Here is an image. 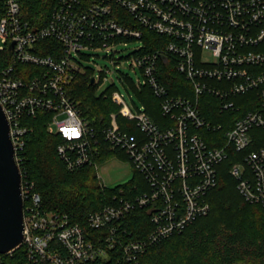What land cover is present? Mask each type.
<instances>
[{
	"label": "built area",
	"instance_id": "built-area-1",
	"mask_svg": "<svg viewBox=\"0 0 264 264\" xmlns=\"http://www.w3.org/2000/svg\"><path fill=\"white\" fill-rule=\"evenodd\" d=\"M23 1L0 0V105L21 174L24 222L23 242L0 254V264L19 248L27 264H85L107 260L116 245L124 260L139 264L147 249L210 213L207 196L227 160L234 161L230 174L240 195L264 210V0H54L37 27L25 20ZM145 31L166 44L147 51ZM129 42H138L127 58L141 72L136 88L150 89L161 118L145 105L134 111L121 93H111L119 110L102 136L127 155L148 191L132 197L121 189L112 204L90 213L88 226L107 231L94 241L67 215L42 208L25 177L24 119L53 113L47 129L62 139L56 151L66 169L94 166L98 175L97 130L67 92L84 73L75 54L105 51L115 64L118 46ZM169 65L188 81L190 96L172 95L161 81L160 70ZM136 208L148 210L153 228L124 242L121 223Z\"/></svg>",
	"mask_w": 264,
	"mask_h": 264
},
{
	"label": "trees",
	"instance_id": "trees-1",
	"mask_svg": "<svg viewBox=\"0 0 264 264\" xmlns=\"http://www.w3.org/2000/svg\"><path fill=\"white\" fill-rule=\"evenodd\" d=\"M53 1L24 0L22 13L25 20L36 27L44 24ZM123 18H128V15L123 13ZM144 40L147 51L164 46L167 42L164 36L149 31L144 32ZM160 74L161 81L172 95L192 94L190 84L174 66H163ZM67 92L76 103L80 115L97 130L100 139L99 153L94 158L97 165L116 155L126 158L123 152L110 148L102 136L103 128L110 124V114L117 112L119 106L114 105L110 98L92 95L93 84L87 74L76 76ZM138 96L146 107L145 111L153 118L160 119L158 101L150 89L145 86L139 90ZM211 111L215 113L214 122H218L221 116L216 115V109L212 108ZM52 118L53 113L43 111L35 118L24 119L29 128L25 147V177L34 183L44 210L67 215L71 222L84 228L89 239L98 241L106 236L107 231L91 229L87 223L88 215L112 204L114 195L121 189L134 197L148 191V185L135 168L128 182L115 187H106L98 179L94 166L68 171L56 151L62 139L50 134L47 129ZM119 121L124 123L121 118ZM130 131L135 133L136 129L131 125ZM233 162L227 160L221 165L218 184L208 193L210 213L197 219L184 232L147 249L140 256L139 264H264V210L258 205L247 203L238 192L237 181L230 174ZM121 227L126 229L124 242L143 239L153 228L148 210L139 208L126 216ZM184 239L198 246L199 251L189 255L170 249L174 244H181ZM121 251V245H116L107 260L85 264H130L123 259ZM2 264H27L26 251L19 248L12 256L5 255Z\"/></svg>",
	"mask_w": 264,
	"mask_h": 264
},
{
	"label": "rangeland",
	"instance_id": "rangeland-1",
	"mask_svg": "<svg viewBox=\"0 0 264 264\" xmlns=\"http://www.w3.org/2000/svg\"><path fill=\"white\" fill-rule=\"evenodd\" d=\"M137 45L138 42H129L128 46L119 45L118 49L120 52L115 55V59L117 60L115 64L106 56L107 53L105 51L75 54L76 59L84 70L83 74H87L90 79L94 76L97 77V82L93 84L92 95L95 97L103 96L110 98L112 92H119L125 97L127 104L134 111H136V109L141 110L144 103L138 96L139 90L136 89L138 79H141L142 77L141 72L139 69L134 70L127 59L128 55ZM205 56L209 58V52L205 51ZM122 81L125 82V84H123ZM133 174L134 166L130 159L128 157L121 158L119 155L108 159L106 162L99 165L98 168L100 181L106 187L122 185L128 182ZM179 244L180 243L174 244L170 249L172 248L175 253H178V251H184L189 255L196 254L197 251H199V247L191 243L190 240L186 241L184 239V241H182L180 245Z\"/></svg>",
	"mask_w": 264,
	"mask_h": 264
},
{
	"label": "water",
	"instance_id": "water-1",
	"mask_svg": "<svg viewBox=\"0 0 264 264\" xmlns=\"http://www.w3.org/2000/svg\"><path fill=\"white\" fill-rule=\"evenodd\" d=\"M94 78L91 84H94ZM24 239L21 174L15 161L10 127L0 105V254L17 249Z\"/></svg>",
	"mask_w": 264,
	"mask_h": 264
}]
</instances>
